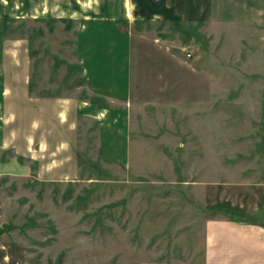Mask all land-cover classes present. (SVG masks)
<instances>
[{
	"label": "rangeland",
	"instance_id": "rangeland-1",
	"mask_svg": "<svg viewBox=\"0 0 264 264\" xmlns=\"http://www.w3.org/2000/svg\"><path fill=\"white\" fill-rule=\"evenodd\" d=\"M27 2L0 0V36L27 39L35 94L95 102L78 23L56 17L77 7L33 20ZM214 2L212 22L122 21L128 162L102 159L93 118L78 122L74 179L39 180L32 162L31 176L1 174L15 168L0 152V264H209V220L241 211L264 224V31L228 19L242 8L232 0Z\"/></svg>",
	"mask_w": 264,
	"mask_h": 264
},
{
	"label": "crops",
	"instance_id": "crops-1",
	"mask_svg": "<svg viewBox=\"0 0 264 264\" xmlns=\"http://www.w3.org/2000/svg\"><path fill=\"white\" fill-rule=\"evenodd\" d=\"M70 1L28 0L32 13L29 18L47 17L48 12L52 16L53 10L68 7L70 3L77 7L68 15L56 17L78 23L77 60L86 87L92 96L104 97L109 105L35 94L27 39L7 40L0 36V152L13 153L11 166L15 168V171L3 169L1 174L31 176L32 162L38 164L39 180L78 177L80 118H93L97 122L101 156L106 163L128 162L130 117L126 107L117 104H124L130 95L132 36L123 28L122 21L212 22L215 5L214 0ZM232 2L242 8L237 16L228 19L238 22L245 31L252 28L260 37L264 31V0ZM230 12L227 8V13ZM20 156L28 161L20 162ZM206 226L209 264H264L261 221L245 223L239 218H220L209 220Z\"/></svg>",
	"mask_w": 264,
	"mask_h": 264
},
{
	"label": "trees",
	"instance_id": "trees-1",
	"mask_svg": "<svg viewBox=\"0 0 264 264\" xmlns=\"http://www.w3.org/2000/svg\"><path fill=\"white\" fill-rule=\"evenodd\" d=\"M174 21V20H173ZM174 22H178V23H182V22H180V21H174ZM92 100L93 101H95V102H102V103H104L105 102V99H104V97H100V96H93L92 97ZM19 159L20 160H23L24 159V157H19ZM230 213L234 216V217H236V218H241L242 217V212L241 211H230Z\"/></svg>",
	"mask_w": 264,
	"mask_h": 264
}]
</instances>
